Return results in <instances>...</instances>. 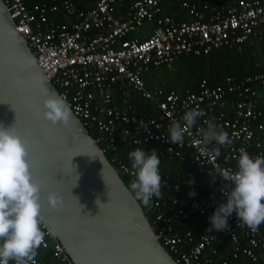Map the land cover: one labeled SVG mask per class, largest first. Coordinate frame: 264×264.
Wrapping results in <instances>:
<instances>
[{
  "label": "built area",
  "instance_id": "2783aa9c",
  "mask_svg": "<svg viewBox=\"0 0 264 264\" xmlns=\"http://www.w3.org/2000/svg\"><path fill=\"white\" fill-rule=\"evenodd\" d=\"M3 1L44 75L83 127L97 135L100 149L110 156L108 161L118 174L129 183L135 179L134 170L120 159L121 146L131 151L156 150L161 162L175 165L171 172H160L162 197H153L145 206L152 230L175 263L238 264L244 259L264 264V234L260 229L251 232L235 213L228 218L226 230L208 231L209 218L223 202L222 190L232 187L239 149L245 148L253 157L264 156V110L249 104L264 88V69L240 80L225 77L213 87L201 81L196 91L180 94L149 88L145 78L151 69H172L182 55L240 49L251 39L264 42V0H185L180 3L185 11L182 21L163 12V0H135L125 13L117 7L126 0H96L86 9L79 8L77 0L30 8L25 0ZM59 11L63 18L49 19L48 12ZM146 24L153 28L136 36ZM116 93L124 96L121 104L115 103ZM132 96L147 103L151 113H134V104L128 101ZM192 108L205 115L185 134L182 144L169 143V125ZM207 119H214L232 140L220 148L218 157L212 152L214 144L204 150L197 143L198 128ZM171 189L183 195L175 196ZM180 223L190 229L178 231ZM41 230L45 236L37 251L48 252L55 264H74L43 221ZM214 245L229 258L219 259ZM35 262L45 264L37 258Z\"/></svg>",
  "mask_w": 264,
  "mask_h": 264
},
{
  "label": "water",
  "instance_id": "95a60500",
  "mask_svg": "<svg viewBox=\"0 0 264 264\" xmlns=\"http://www.w3.org/2000/svg\"><path fill=\"white\" fill-rule=\"evenodd\" d=\"M14 77L23 86H14ZM47 90L59 95L0 0V125L14 127L28 146L42 221L74 264H176L79 119L72 113L68 125L53 126L43 118ZM50 192L63 200L55 210Z\"/></svg>",
  "mask_w": 264,
  "mask_h": 264
},
{
  "label": "clouds",
  "instance_id": "9594fccd",
  "mask_svg": "<svg viewBox=\"0 0 264 264\" xmlns=\"http://www.w3.org/2000/svg\"><path fill=\"white\" fill-rule=\"evenodd\" d=\"M13 85L23 86V79L13 78ZM43 118L53 126L68 125L72 120L71 106L66 98L55 91H46L42 100ZM205 113L192 108L186 110L180 120H173L168 127V142L182 144L185 134L197 124ZM142 123V121H141ZM198 128L197 143L206 150L215 145L212 152L220 155V148L232 144L228 133L214 122L204 120ZM172 149L169 148L168 152ZM135 179L130 183V191L135 199L149 206L153 197L159 199L161 193V163L157 151L146 152L141 148L128 153ZM237 171L232 175L230 190H222L223 202L209 218L208 231H224L228 218L235 213L242 225L256 233L264 223V156H250L245 148L239 149ZM219 174H223L217 169ZM41 187L34 183L28 162V146L16 133L14 127L0 125V264H36L37 250L44 241L41 230ZM189 195H195L190 193ZM99 202V203H98ZM47 203L53 210L62 206V198L55 192L47 195ZM99 206V199L96 200Z\"/></svg>",
  "mask_w": 264,
  "mask_h": 264
},
{
  "label": "trees",
  "instance_id": "16d2710c",
  "mask_svg": "<svg viewBox=\"0 0 264 264\" xmlns=\"http://www.w3.org/2000/svg\"><path fill=\"white\" fill-rule=\"evenodd\" d=\"M83 0H77L75 3L81 9H86L84 7ZM135 0H126L124 2L123 7L118 8L117 11L119 13H125L130 6V4ZM185 0H163L162 7L165 10V14H172L175 16L177 21L181 16V12H185L184 9L180 7V3ZM190 3H196L198 1H205V0H188ZM25 3L28 8H30L33 4H46L47 6L51 5H59L60 0H25ZM176 14H174L173 12ZM172 12V13H171ZM49 19L55 20L58 18H63L64 14L62 12H48L47 13ZM182 20H185L183 17ZM264 69V42H260L257 39H251L248 42H245L243 45L240 46V49L237 46L223 47L209 55L203 56H192V55H182L177 58L175 61L172 69L160 68V69H151L149 71V75L151 76L154 71H162L165 74L164 81L165 83L160 85H151L148 84L149 88L159 87L163 89L165 92L174 91L177 93H184L186 90L196 91L198 85L201 81H206L207 84L211 87L215 86L219 81L224 79L225 77H233L234 79L240 80L244 77L253 75L255 73L261 72ZM169 74H173V77ZM147 81V80H146ZM178 81L185 83V87L181 91H177L174 87L170 85V83ZM148 83V82H147ZM121 98L123 99L120 93H116L115 95V103L121 104ZM232 98V97H230ZM262 98V99H260ZM120 99V100H119ZM129 102L134 104V113L138 111H143L146 113H151L150 106L145 103L141 99H136L133 96L128 99ZM249 104L255 106V108H259L264 110V88L258 89V96L256 98H252L249 100ZM90 135L93 138H97L95 133L90 132ZM131 152L130 147L128 146H121L119 150L120 159L126 165L131 166V162L128 159V153ZM107 159H110L109 155H106ZM175 165H167L164 162H161L159 165V172L167 171L170 172L173 170ZM120 175V174H119ZM123 182L129 188L130 183L126 176L120 175ZM170 183L174 184V178L170 179ZM130 189V188H129ZM171 194L175 196H182L183 192L176 193L174 190L169 191ZM141 207L147 216L150 219L149 214L147 213L146 207L141 204ZM179 230L182 231L183 229L189 230V226L187 223H180L176 226ZM260 231L264 234V227L259 228ZM193 235L197 237L198 232L193 231ZM217 249L218 254L225 258H229L228 253H223V251L219 248V246L214 245ZM222 251V252H221ZM38 260L43 261L45 264H55L49 256V253H42V251H37L36 257ZM239 264V262H238ZM251 264V263H249Z\"/></svg>",
  "mask_w": 264,
  "mask_h": 264
},
{
  "label": "crops",
  "instance_id": "0c3cea01",
  "mask_svg": "<svg viewBox=\"0 0 264 264\" xmlns=\"http://www.w3.org/2000/svg\"><path fill=\"white\" fill-rule=\"evenodd\" d=\"M95 1L96 0H83L82 1V3H83V5H84V7H86V8H89V7H92L93 5H94V3H95ZM165 10H169V9H166V7H165V9L163 10L164 12H165ZM173 12V11H172ZM171 12V13H172ZM174 14H176L175 12H173ZM183 17H185V12H181V16L179 17V20L181 21V19H183ZM153 28V25L152 24H146L145 26H144V30H146V31H150L151 29ZM142 32H143V30H141ZM136 36H139L138 34H136ZM140 36H142V34H141V32H140ZM150 73V72H149ZM149 73H147L146 74V80H147V82H148V84H151V85H154L155 83L153 82V81H151V79H150V75H149ZM260 99H262V98H260ZM221 249V248H220ZM222 250V249H221ZM222 252V251H221ZM223 253H227L226 251H223ZM218 257H219V259L220 258H224L223 257V255L221 256L220 254H218ZM218 260V259H217ZM239 264H249V262H247L246 260H244V259H241L240 261H239Z\"/></svg>",
  "mask_w": 264,
  "mask_h": 264
},
{
  "label": "rangeland",
  "instance_id": "374dc122",
  "mask_svg": "<svg viewBox=\"0 0 264 264\" xmlns=\"http://www.w3.org/2000/svg\"><path fill=\"white\" fill-rule=\"evenodd\" d=\"M142 30H144V29H142ZM140 32H141V34L143 33L141 30L140 31H138L137 32V34L140 36ZM170 76H172L173 77V74H169V77ZM166 76H165V74H164V72H162V71H154L153 73H152V75L150 76V79H151V81H153L154 83H155V85H160V84H163V83H165V81H164V78H165ZM170 85L172 86V87H174L177 91H181V90H183L184 89V87H185V83H183V82H178V81H174V82H172V83H170Z\"/></svg>",
  "mask_w": 264,
  "mask_h": 264
}]
</instances>
